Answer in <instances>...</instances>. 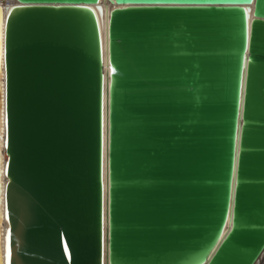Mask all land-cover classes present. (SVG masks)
I'll use <instances>...</instances> for the list:
<instances>
[{"label": "water", "instance_id": "water-1", "mask_svg": "<svg viewBox=\"0 0 264 264\" xmlns=\"http://www.w3.org/2000/svg\"><path fill=\"white\" fill-rule=\"evenodd\" d=\"M14 1L0 263L264 264L253 0Z\"/></svg>", "mask_w": 264, "mask_h": 264}, {"label": "bare ground", "instance_id": "bare-ground-1", "mask_svg": "<svg viewBox=\"0 0 264 264\" xmlns=\"http://www.w3.org/2000/svg\"><path fill=\"white\" fill-rule=\"evenodd\" d=\"M11 4H15L14 0H0V43H2L1 39H2V35H1V12L4 8V6L6 5H11ZM100 4L103 6L105 13L108 11V9H110L112 6L109 2V0H101ZM251 8H252V14L253 15H257V16H262L264 17V0H253L252 4H251ZM1 59L2 56H0V68H1ZM1 76V74H0ZM1 114H2V109H1V96H0V135H1ZM0 151H1V145H0ZM1 156H0V172H1ZM0 181H1V174H0ZM0 187H1V182H0ZM1 207V205H0ZM2 228H1V213H0V247L1 246V235H2ZM0 254L1 253V248H0ZM2 264V263H0ZM260 264H262V262H260Z\"/></svg>", "mask_w": 264, "mask_h": 264}, {"label": "snow or ice", "instance_id": "snow-or-ice-1", "mask_svg": "<svg viewBox=\"0 0 264 264\" xmlns=\"http://www.w3.org/2000/svg\"><path fill=\"white\" fill-rule=\"evenodd\" d=\"M0 56H3L5 58V63H6V47L0 43ZM4 124L5 127L8 126V117L7 114H5L4 118ZM8 146L7 140H5V147ZM11 259V230L9 231V260Z\"/></svg>", "mask_w": 264, "mask_h": 264}]
</instances>
